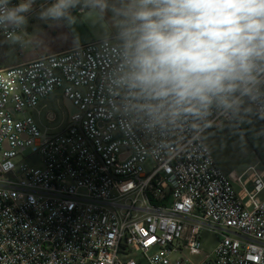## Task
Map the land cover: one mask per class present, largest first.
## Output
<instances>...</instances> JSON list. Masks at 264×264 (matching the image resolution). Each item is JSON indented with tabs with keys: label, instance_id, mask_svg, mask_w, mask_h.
Listing matches in <instances>:
<instances>
[{
	"label": "built area",
	"instance_id": "built-area-1",
	"mask_svg": "<svg viewBox=\"0 0 264 264\" xmlns=\"http://www.w3.org/2000/svg\"><path fill=\"white\" fill-rule=\"evenodd\" d=\"M118 43L0 69V264H264V171L233 178L204 141L233 113L145 125L108 86ZM62 87L77 111L41 128L32 111Z\"/></svg>",
	"mask_w": 264,
	"mask_h": 264
},
{
	"label": "clouds",
	"instance_id": "clouds-1",
	"mask_svg": "<svg viewBox=\"0 0 264 264\" xmlns=\"http://www.w3.org/2000/svg\"><path fill=\"white\" fill-rule=\"evenodd\" d=\"M35 3L0 0L13 43ZM76 9L111 12L119 59L108 86L145 125L199 128L213 108L264 105V0H51L37 16L71 26Z\"/></svg>",
	"mask_w": 264,
	"mask_h": 264
},
{
	"label": "rangeland",
	"instance_id": "rangeland-1",
	"mask_svg": "<svg viewBox=\"0 0 264 264\" xmlns=\"http://www.w3.org/2000/svg\"><path fill=\"white\" fill-rule=\"evenodd\" d=\"M37 12L29 17V23L26 28L32 26V29L26 33L27 38L12 46H9L6 41L0 45V49L2 48L0 50L1 62H13L17 54L30 53L34 49H44L56 43L48 36L43 21L39 20L36 25H31ZM111 34V29L106 22L98 24L97 39L108 38L112 36ZM40 105L42 106V114L37 116L34 113V118L37 121L40 120L44 125L49 126L51 131L65 127L69 111L64 105L61 96H54L51 99L47 98ZM50 111L55 113L53 120L48 117ZM240 125H245V128L249 129V138L242 132ZM204 139L207 146L211 149L217 165L231 177L236 178L249 166L253 165L264 171V165L259 161L253 150V146L263 147L264 149V127L252 110L245 111L241 109L239 113L233 114L232 120L226 123L224 128L215 133L207 132ZM146 167L148 168V166ZM248 189L251 190V186H248ZM261 197L264 198V193ZM205 247L208 249L207 246ZM187 255L193 258L189 254Z\"/></svg>",
	"mask_w": 264,
	"mask_h": 264
},
{
	"label": "crops",
	"instance_id": "crops-1",
	"mask_svg": "<svg viewBox=\"0 0 264 264\" xmlns=\"http://www.w3.org/2000/svg\"><path fill=\"white\" fill-rule=\"evenodd\" d=\"M35 4H36L35 6L38 8L37 11L39 12V10L42 7H46L49 3H48V0H36ZM37 14H36L35 19H33V22L31 25H36L39 22L40 19H38ZM103 22H106L109 25L111 32H112L111 35L116 36V29L113 26V18H112L111 12H106L102 14L93 13L90 15L88 11H86L82 16L78 17L77 22L71 26L65 24L62 21L61 22H53V21L44 22L43 21V24L45 26L48 36L52 39V41H56V43L49 45L48 47L44 49H34L30 53L25 52V53H21L20 55L17 54V56L15 57V60L10 63H4L0 61V69L27 63V62L36 60L41 57L56 55L64 51L70 50L77 45H82V44L88 43L91 40H96L97 39V26L99 23H103ZM84 28L86 29V31ZM31 29H32V26L23 30V39L27 38L26 33L29 32V30ZM5 41L6 40L4 39H0V45H2V43ZM6 42L8 43L9 46L19 43V42L13 43L12 40L6 41ZM0 50H2V48ZM45 99H42L40 103L45 101ZM48 99L50 98L48 97ZM40 103H39L38 108L32 111L33 116H34V113H36L37 116H40L42 114V106L40 105ZM48 117L49 119L53 120L55 118V113L50 111L48 113ZM35 121L41 128H48L50 130V127L47 125H44L43 122H41L40 120L37 121L35 119ZM58 130H61V129H58Z\"/></svg>",
	"mask_w": 264,
	"mask_h": 264
},
{
	"label": "water",
	"instance_id": "water-1",
	"mask_svg": "<svg viewBox=\"0 0 264 264\" xmlns=\"http://www.w3.org/2000/svg\"><path fill=\"white\" fill-rule=\"evenodd\" d=\"M54 96H61L62 98V101L64 103V105L66 106V108L68 109L69 111V115L75 113L77 110L76 108L72 105V103L70 102L69 99H67L64 95H63V87L62 88H59L58 90H56L54 93H52L50 95V99L53 98Z\"/></svg>",
	"mask_w": 264,
	"mask_h": 264
},
{
	"label": "trees",
	"instance_id": "trees-1",
	"mask_svg": "<svg viewBox=\"0 0 264 264\" xmlns=\"http://www.w3.org/2000/svg\"><path fill=\"white\" fill-rule=\"evenodd\" d=\"M256 118H257V116H256ZM239 127L242 130V132L249 138V136H248L249 129L248 128L246 129L245 125H240ZM253 150H254L255 154L257 155L259 161H261V163L264 165V149H263V147L253 146Z\"/></svg>",
	"mask_w": 264,
	"mask_h": 264
}]
</instances>
